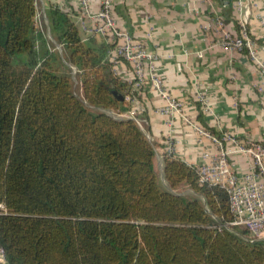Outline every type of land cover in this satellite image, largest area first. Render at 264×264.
I'll list each match as a JSON object with an SVG mask.
<instances>
[{"label": "trees", "instance_id": "1", "mask_svg": "<svg viewBox=\"0 0 264 264\" xmlns=\"http://www.w3.org/2000/svg\"><path fill=\"white\" fill-rule=\"evenodd\" d=\"M37 16V0H0L3 264H264V239L226 226L224 188L201 184L196 167L173 155L160 185L155 144L124 116L135 92L114 70L113 44L83 36L52 5L49 32L62 47L54 52ZM184 183L198 195L176 192Z\"/></svg>", "mask_w": 264, "mask_h": 264}, {"label": "crops", "instance_id": "2", "mask_svg": "<svg viewBox=\"0 0 264 264\" xmlns=\"http://www.w3.org/2000/svg\"><path fill=\"white\" fill-rule=\"evenodd\" d=\"M258 1L250 10L248 28L261 43L264 23L259 14L264 17V0ZM100 3L90 0L94 13L100 10ZM40 4L48 32L49 10L57 5L70 13L83 36L94 33L90 29L97 21L83 18L78 0H40ZM112 13L122 30L143 40L148 50L159 56V74L171 96L183 103L184 115L193 124L217 136L229 132L243 142H264V92L260 90L264 81L260 70L248 53L221 46L213 30L221 18L224 30L239 35L241 17L236 0H112ZM259 54L264 58V50ZM118 73L131 82L135 80L128 64L120 66ZM199 92L207 96V105L198 100ZM137 99L132 105L136 113L124 116L135 118L155 144V163L157 160L163 166L164 158L173 155L197 166L206 156L219 152L220 147L182 115L176 114L170 123L160 112L164 101L151 85H145ZM226 146L234 148L232 142ZM230 162L239 174L251 167V157L244 152L232 154Z\"/></svg>", "mask_w": 264, "mask_h": 264}, {"label": "built area", "instance_id": "3", "mask_svg": "<svg viewBox=\"0 0 264 264\" xmlns=\"http://www.w3.org/2000/svg\"><path fill=\"white\" fill-rule=\"evenodd\" d=\"M80 12L84 17L97 21L93 29L95 34L105 36L113 44L110 52V60L114 70L118 73L120 66L128 64L135 74L133 90L129 96L132 105L137 102V94L142 88L149 84L155 89L162 100L163 105L160 112L169 117L172 123L173 116L182 115L185 120L192 124L198 132L211 138L219 147V152L205 158L196 167L201 184L218 185L224 188L229 196L230 208L233 220L226 224L230 229L239 227L249 231L251 238L264 239V142L238 140L229 132H224L217 136L203 127L193 124L184 115L183 103L171 96L166 88L164 79L159 74V56L148 50L143 40L135 38L129 32L122 30L112 13V0H101L100 10L93 12L90 7V0H78ZM240 12V33L234 35L224 30V21L217 19L213 30L217 35L218 43L226 49L246 52L257 64L264 81V58L259 54L264 50V42L259 43L254 39L248 28L249 13L252 7H257L258 0H236ZM264 23V17L259 14ZM83 26L84 22L82 21ZM209 31V27H205ZM89 30V29H87ZM150 36V34H148ZM208 39V34L205 36ZM202 55V52H198ZM264 92V83L260 86ZM198 100L203 104H208V98L204 92H199ZM132 114L136 110L131 109ZM227 142H232L234 148L226 146ZM235 152H244L251 157V167L245 174L237 173L231 165L230 158ZM7 208L0 203V214L7 213ZM6 261V251L0 245V264Z\"/></svg>", "mask_w": 264, "mask_h": 264}, {"label": "rangeland", "instance_id": "4", "mask_svg": "<svg viewBox=\"0 0 264 264\" xmlns=\"http://www.w3.org/2000/svg\"><path fill=\"white\" fill-rule=\"evenodd\" d=\"M37 6H38L37 19H38L39 26L41 28H43L45 30V32H46V38H45L46 47L50 48V50H52L54 52L55 51H60L62 53V47L55 42V40L51 37V35L49 34V32H48V30L46 28V20H45L43 12L41 10L40 0H37ZM42 50H43L42 52L44 53L45 49L43 48ZM68 65L70 67L69 72L72 75L73 89H74L76 94H78L80 97H83V90H82V87H81V81H80L79 76H78V70L74 66H72L70 63H68ZM63 71H64V69H63ZM65 71H68V70H65ZM155 169H156V172L158 173V178H159L160 185L163 188L168 187L167 180L165 179L164 174H163V166H161V163L158 162L157 160H156V163H155ZM175 191L179 192L181 194H184L188 198H194L195 196L198 195L186 183L180 185L178 188L175 189Z\"/></svg>", "mask_w": 264, "mask_h": 264}, {"label": "water", "instance_id": "5", "mask_svg": "<svg viewBox=\"0 0 264 264\" xmlns=\"http://www.w3.org/2000/svg\"><path fill=\"white\" fill-rule=\"evenodd\" d=\"M120 98L122 99L123 97H122V96H120Z\"/></svg>", "mask_w": 264, "mask_h": 264}]
</instances>
